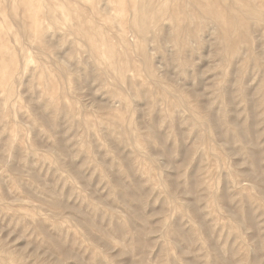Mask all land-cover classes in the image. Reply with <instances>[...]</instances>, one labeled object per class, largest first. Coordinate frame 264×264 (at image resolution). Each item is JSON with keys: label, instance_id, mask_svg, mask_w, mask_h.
<instances>
[{"label": "rangeland", "instance_id": "1", "mask_svg": "<svg viewBox=\"0 0 264 264\" xmlns=\"http://www.w3.org/2000/svg\"><path fill=\"white\" fill-rule=\"evenodd\" d=\"M0 264H264V0H0Z\"/></svg>", "mask_w": 264, "mask_h": 264}]
</instances>
